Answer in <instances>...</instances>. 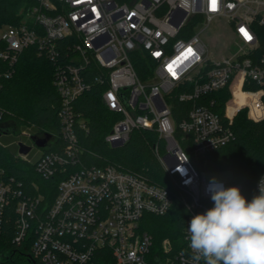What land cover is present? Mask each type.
I'll list each match as a JSON object with an SVG mask.
<instances>
[{"label": "built area", "instance_id": "built-area-1", "mask_svg": "<svg viewBox=\"0 0 264 264\" xmlns=\"http://www.w3.org/2000/svg\"><path fill=\"white\" fill-rule=\"evenodd\" d=\"M258 23L264 24V0H36L20 23L8 25L0 36L7 47L0 60L8 66H0V80L12 75L25 49L35 47L54 63L53 85L61 99L59 142L48 131L32 135L34 142L48 137L35 168L56 179L55 195L48 201L39 193L17 203L14 239L27 244L30 264H205L194 261L189 248L190 220L213 206L205 201L211 178L225 187L242 186L231 183V172L198 169L192 157L233 141L232 124L242 109L253 121L264 119ZM212 29L222 39L215 51L205 38ZM245 83L259 87L245 89ZM94 84L105 86L103 103L115 115L105 142L121 146L136 129L155 131L160 141L153 150L167 184L84 159L89 151L79 133L88 128L74 108ZM239 86L247 104L229 114ZM176 89L181 101L190 102L179 122L167 101ZM224 89L231 96L219 112L215 93ZM2 116L0 111V122ZM30 151L19 156L30 160ZM11 189L0 176V223ZM175 201L188 212L182 237L177 244L169 237L157 244L144 228L145 214L165 215Z\"/></svg>", "mask_w": 264, "mask_h": 264}, {"label": "trees", "instance_id": "trees-1", "mask_svg": "<svg viewBox=\"0 0 264 264\" xmlns=\"http://www.w3.org/2000/svg\"><path fill=\"white\" fill-rule=\"evenodd\" d=\"M36 0H0V26L20 23L26 11ZM259 46L256 53H264V24L256 25ZM7 49L0 42V50ZM0 66L8 67L0 60ZM142 78L146 73L138 67ZM94 71V70H91ZM94 72L89 76L91 77ZM54 63L40 55L37 48L25 49L15 63L12 75L0 80L1 132H17L21 126H32L37 132L50 131L58 141V109L61 103L54 85ZM259 85L245 83L244 88H258ZM105 86L94 84L75 101V112L86 121L88 130L79 133L80 144L89 152L83 157L88 163H113L123 169L135 171L153 183L167 184V178L156 158L153 147L160 140L153 130L136 129L130 139L121 146L112 147L104 136L115 122V115L107 109L102 100ZM174 90L167 101L171 105L173 118L179 122L187 116L190 102L181 101ZM217 111H223L225 102L231 96L228 89L215 93ZM247 104V94L237 87L235 98L228 106L233 114L237 106ZM236 137L227 145L205 156L192 157L196 167L205 171H230L232 184H241V193L251 200L258 195L255 182L264 174V119L253 121L245 110L240 111L232 124ZM55 149L58 147L55 146ZM37 160V159H36ZM36 160H26L0 142V176L10 182L11 191L0 223V264H30L27 259V244H18L14 239L17 203L43 193L50 201L55 195V178H45L35 168ZM37 186V187H36ZM206 203L213 202L208 199ZM188 216L186 208L175 201L170 211L162 216L145 214V226L159 244L169 237L177 244L182 237L183 226ZM36 264H41L36 260Z\"/></svg>", "mask_w": 264, "mask_h": 264}, {"label": "clouds", "instance_id": "clouds-1", "mask_svg": "<svg viewBox=\"0 0 264 264\" xmlns=\"http://www.w3.org/2000/svg\"><path fill=\"white\" fill-rule=\"evenodd\" d=\"M248 200L238 186L215 177L206 191L213 206L194 215L187 227L189 248L205 264H264V177Z\"/></svg>", "mask_w": 264, "mask_h": 264}, {"label": "rangeland", "instance_id": "rangeland-1", "mask_svg": "<svg viewBox=\"0 0 264 264\" xmlns=\"http://www.w3.org/2000/svg\"><path fill=\"white\" fill-rule=\"evenodd\" d=\"M10 30V27L7 24H3L0 26V36L5 32ZM206 40L208 41L210 48L212 51H215L221 44L222 39L218 35L217 31L215 29H212L206 36ZM236 50L235 46H232L230 51L234 52ZM245 110L247 112V109L244 108L241 111ZM26 131L27 134H23V132ZM50 132V131H48ZM36 133L35 128H28L26 126H21L17 132H8L4 133L0 136V142L6 146H8L10 149H12L16 154L19 155V142L24 143L27 146H31L32 149L28 155V159L30 160H36L39 158V156L42 153V148L35 145V142L33 141V134ZM213 174L219 175V176H226L228 175V172L230 171H210ZM232 173V172H231Z\"/></svg>", "mask_w": 264, "mask_h": 264}, {"label": "water", "instance_id": "water-1", "mask_svg": "<svg viewBox=\"0 0 264 264\" xmlns=\"http://www.w3.org/2000/svg\"><path fill=\"white\" fill-rule=\"evenodd\" d=\"M1 135H2V132L0 131V136H1ZM47 138H48V137H47ZM47 138L36 139V140H35V145L38 146V147H40V148H43L44 145H45V143H46ZM30 149H31V146H26V145H23V144H22V145L20 146L19 151H20L21 153H23V154H26V153H28V152L30 151Z\"/></svg>", "mask_w": 264, "mask_h": 264}, {"label": "snow or ice", "instance_id": "snow-or-ice-1", "mask_svg": "<svg viewBox=\"0 0 264 264\" xmlns=\"http://www.w3.org/2000/svg\"><path fill=\"white\" fill-rule=\"evenodd\" d=\"M245 35L247 36L248 39H251V37L248 36V34L246 32H245ZM189 51H191V50H189Z\"/></svg>", "mask_w": 264, "mask_h": 264}]
</instances>
